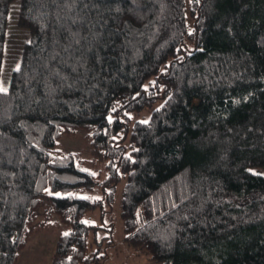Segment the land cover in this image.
<instances>
[{"label":"trees","instance_id":"16d2710c","mask_svg":"<svg viewBox=\"0 0 264 264\" xmlns=\"http://www.w3.org/2000/svg\"><path fill=\"white\" fill-rule=\"evenodd\" d=\"M18 24L29 39L0 92V264L54 217L66 230L48 264H101L82 218L104 199L82 193L111 201L122 176L124 241L149 264H264V0H19ZM77 131L103 180L56 149Z\"/></svg>","mask_w":264,"mask_h":264},{"label":"rangeland","instance_id":"374dc122","mask_svg":"<svg viewBox=\"0 0 264 264\" xmlns=\"http://www.w3.org/2000/svg\"><path fill=\"white\" fill-rule=\"evenodd\" d=\"M18 7L19 0H13L9 8L0 74V88L3 89L8 87L11 73L18 67L24 44L29 39V31L18 24ZM155 106H159V103ZM150 110L151 108H146L143 112L132 115V121L147 120ZM56 149L77 155L80 158L78 160L80 167L92 172L98 180L101 181L106 177V161L100 163L91 161L89 141L83 131H77L75 136L61 137ZM124 183L125 178L122 176L115 186L111 201L106 199L100 185L93 192L82 193V195L104 199L101 208L87 212L82 218L84 222L99 227L96 232L89 235L88 241L91 250H95L98 256H103L101 264H149L150 255L146 250L130 246L124 241L123 222L120 216V199ZM38 221L41 220L38 219ZM140 221H142L141 218ZM47 225V229L32 235L27 245L20 251L16 264L49 263L57 235L59 232H64L66 228L62 224L55 223V217Z\"/></svg>","mask_w":264,"mask_h":264},{"label":"snow or ice","instance_id":"6c2138e0","mask_svg":"<svg viewBox=\"0 0 264 264\" xmlns=\"http://www.w3.org/2000/svg\"><path fill=\"white\" fill-rule=\"evenodd\" d=\"M2 91H6V89L0 88V92H2Z\"/></svg>","mask_w":264,"mask_h":264}]
</instances>
